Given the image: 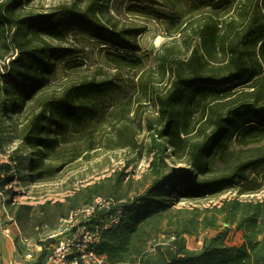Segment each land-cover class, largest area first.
I'll list each match as a JSON object with an SVG mask.
<instances>
[{"label": "trees", "instance_id": "trees-1", "mask_svg": "<svg viewBox=\"0 0 264 264\" xmlns=\"http://www.w3.org/2000/svg\"><path fill=\"white\" fill-rule=\"evenodd\" d=\"M29 1L0 3V34L9 41L7 50L13 49L0 66V133L17 128L19 116L49 83L58 61L66 66L77 61L76 50L55 46L43 37L61 40L66 31L85 33L111 50L106 53L117 66L131 68L141 64L135 55L140 49L126 38L127 31H116L100 21L98 14L103 0H89L82 8L73 2L53 11L18 16L17 9ZM168 1L172 6L180 5L190 15L209 10L214 17L229 14L235 4V0ZM218 32L216 22L205 24L197 33L200 49H192L185 62L173 61L170 86L155 93L158 117L148 147L151 175L148 188L136 198L116 200L109 210L97 212L98 219L90 221L102 222L120 210L117 223L101 232L95 247L112 264H264V199L244 204L224 202L220 208H213L217 214L225 212L222 221L226 226L236 224L238 230H244V242L240 246L225 244L229 229H220L215 215L202 217L196 210L175 209L180 201L223 193L245 180L247 171L254 172L264 165L263 152L238 162L227 174L210 176L211 160L228 140L238 135L241 143L246 144V139L264 135V0L250 5L243 28L227 46L226 70L213 75L206 70L203 57L212 58L215 54L220 40ZM239 87L252 89L251 98L217 102L208 107L203 125L208 127L200 128L203 138L194 143L183 138L191 130L194 104L199 100H223ZM109 90L106 82L72 84L61 96L47 100L41 111L19 127L16 138L30 150L27 164L30 183L48 180L62 169V165L48 162L57 145L59 130L69 122L78 124L93 117L94 100ZM171 157L178 160L186 157L187 165L174 167L168 161ZM23 160L19 157L14 166L0 164V176H3L0 188L15 176H21ZM122 179L119 177L118 183ZM86 188L90 192L83 198V204L99 194L98 185ZM75 200L67 198L71 204L66 212L62 210L63 203H56L54 206L60 208L57 218L66 217L77 205ZM206 229L217 232L204 238L198 250L188 249L185 237ZM47 244H42L35 264L41 263L48 251ZM0 264H3L1 246Z\"/></svg>", "mask_w": 264, "mask_h": 264}, {"label": "rangeland", "instance_id": "rangeland-1", "mask_svg": "<svg viewBox=\"0 0 264 264\" xmlns=\"http://www.w3.org/2000/svg\"><path fill=\"white\" fill-rule=\"evenodd\" d=\"M3 1L0 0V3ZM88 1L30 0L17 9V15L45 13L73 2H78L82 8ZM256 1L259 0H235L229 14L214 17L208 13L209 10L190 15L180 5L169 4L168 0H103L98 14L100 21L116 31H127L126 38L134 41L140 49L135 53L140 67L117 66L106 53L111 50L85 33L66 31L61 40L43 37L55 46L76 50L77 61L73 63L74 66H66L58 61L49 83L19 116L17 128L0 133V164L14 166L19 157L24 159L21 162V176H15L0 188L2 258L6 257L7 246L11 249L9 252L13 253L8 264H21L24 250L22 239L28 238L36 246L46 243V236L61 219L57 218L60 208L54 206L56 203L64 204L63 212L71 204L67 201L69 197L77 201L74 208L84 205L83 198L90 192L86 187L97 185L99 194L95 197H109L114 201L136 198L148 188L151 183L148 147L158 117L155 93L164 92L170 86L175 67L173 61L185 62L192 49H200L197 33L205 24L214 21L220 40L213 57L204 56L203 59L208 73L222 74L229 59L227 46L243 28L250 5ZM6 36H10L8 31ZM6 42L9 41H5L0 34V66L13 53L12 48L7 50ZM81 82H106L110 90L94 100L96 114L93 117L78 124L69 122L59 130L57 145L50 153L48 162L53 166L62 165V169L51 174L48 180L30 183L27 178L30 150L16 138L19 127L41 111L47 100L61 96L67 87ZM251 91L250 88L239 87L223 100H199L192 106L191 130L183 138L189 143L200 141L204 135L200 128L208 127L203 126L208 107L217 102L247 100L251 98ZM256 137L246 139V144L241 143L238 135L228 140L211 160L210 176L227 174L238 162L263 153L264 135ZM168 161L174 167L187 165L186 157L182 160L171 157ZM119 177H123L120 183ZM7 190L10 192L6 193ZM263 199L264 165L254 172L247 171L245 180L228 187L223 193L201 200L180 201L175 209L185 207L189 211L196 210L202 217L215 215L220 229H229L225 244L240 246L244 242V230H238L236 224L226 226L222 221L225 212L217 214L213 208H220L224 202L238 201L244 204L261 202ZM5 230H9L8 234L4 233ZM216 232L206 229L186 236V247L198 250L203 239Z\"/></svg>", "mask_w": 264, "mask_h": 264}, {"label": "built area", "instance_id": "built-area-1", "mask_svg": "<svg viewBox=\"0 0 264 264\" xmlns=\"http://www.w3.org/2000/svg\"><path fill=\"white\" fill-rule=\"evenodd\" d=\"M116 203L111 198L95 197L59 219L58 226L46 236L44 242L48 243V251L40 264H112L105 256L98 254L95 247L101 232L117 223L120 210H116L102 222L90 221L98 219V211L109 210ZM8 231L5 230L4 233L8 234ZM50 241L54 243L50 244ZM21 243L24 250L20 263L35 264L42 251V245H33L28 238L22 239Z\"/></svg>", "mask_w": 264, "mask_h": 264}, {"label": "crops", "instance_id": "crops-1", "mask_svg": "<svg viewBox=\"0 0 264 264\" xmlns=\"http://www.w3.org/2000/svg\"><path fill=\"white\" fill-rule=\"evenodd\" d=\"M7 248H8V250H7V252H6V257H3V258H2V263H3V264H5V263L8 264L9 261H10V256L13 254V253H10V252H9V251L11 250L10 247L7 246ZM12 252H14V247H13V249H12ZM9 253H10V255H9Z\"/></svg>", "mask_w": 264, "mask_h": 264}]
</instances>
